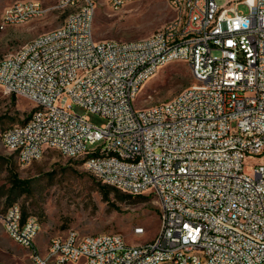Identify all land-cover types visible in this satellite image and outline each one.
<instances>
[{
	"label": "built area",
	"instance_id": "built-area-1",
	"mask_svg": "<svg viewBox=\"0 0 264 264\" xmlns=\"http://www.w3.org/2000/svg\"><path fill=\"white\" fill-rule=\"evenodd\" d=\"M133 1L61 0L60 26L0 58V86L36 106L2 141L23 167L53 148L82 158L104 184L153 195L158 234L130 243L120 233L70 229L42 249L40 221L20 204L0 200V221L34 264H264V0H167L174 16L151 35L97 39L98 8L119 11ZM50 9L16 1L0 28ZM175 61L190 66L195 83L138 107L145 82ZM75 104L106 123H91ZM254 156L263 161L246 171ZM134 234L144 236L145 227Z\"/></svg>",
	"mask_w": 264,
	"mask_h": 264
},
{
	"label": "rangeland",
	"instance_id": "rangeland-1",
	"mask_svg": "<svg viewBox=\"0 0 264 264\" xmlns=\"http://www.w3.org/2000/svg\"><path fill=\"white\" fill-rule=\"evenodd\" d=\"M22 0H0V23L4 10L12 3ZM51 8L41 18L0 28V58L20 48L34 36L50 31L63 23L64 12L56 6L61 0H39ZM222 5L226 0H216ZM240 12L248 7L241 3ZM174 11L167 0H136L119 11L108 4L98 8L95 19L97 39L129 41L151 35L162 28ZM190 66L184 61H175L161 67L142 86L135 100L138 107H147L165 101L182 89L193 85ZM35 104L25 96L9 94L0 86V199L6 201L10 194V175L14 171L21 178L31 180L30 190L20 195L16 202L26 216H36L41 224L38 243L43 249L51 237L75 229L81 234L120 233L130 243L152 240L159 232L161 217L159 204L151 194L144 198L123 195L104 187V183L92 175L82 158L64 156L59 150L49 148L44 156L28 166H21L14 152L3 144L2 134L14 124L28 120ZM73 111L87 115L97 126L106 123L101 114L90 112L75 104ZM259 156L246 161L262 162ZM145 227L144 236H136L134 228ZM0 261L7 264H34L29 250L14 241L0 221Z\"/></svg>",
	"mask_w": 264,
	"mask_h": 264
},
{
	"label": "trees",
	"instance_id": "trees-1",
	"mask_svg": "<svg viewBox=\"0 0 264 264\" xmlns=\"http://www.w3.org/2000/svg\"><path fill=\"white\" fill-rule=\"evenodd\" d=\"M10 183H11V189H10L11 192L8 195L6 201H2L0 199L4 203V205L6 207L11 206V205H14V204H17L16 199L20 195L28 192L30 190V187H31V180L30 179L21 178L18 175V173L14 172V171L11 172V175H10ZM104 187H106L107 189H110V190L118 191V193L124 192V191H122V190H120L118 188H115V187L110 186V185H107V184H104ZM122 194L123 195H127V196L133 195V194H129V193H126V192H124ZM134 196H138V197H141V198H144L145 197L143 194L134 195ZM23 212H24V215L26 216V212L24 210H23Z\"/></svg>",
	"mask_w": 264,
	"mask_h": 264
}]
</instances>
